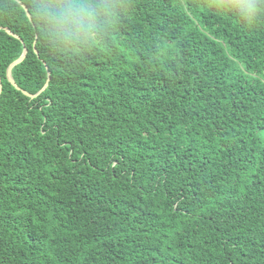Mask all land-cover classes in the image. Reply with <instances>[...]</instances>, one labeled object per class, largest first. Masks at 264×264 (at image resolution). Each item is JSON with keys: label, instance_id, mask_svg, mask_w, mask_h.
<instances>
[{"label": "trees", "instance_id": "obj_1", "mask_svg": "<svg viewBox=\"0 0 264 264\" xmlns=\"http://www.w3.org/2000/svg\"><path fill=\"white\" fill-rule=\"evenodd\" d=\"M19 1L0 264H264V0H107L75 45Z\"/></svg>", "mask_w": 264, "mask_h": 264}, {"label": "clouds", "instance_id": "obj_2", "mask_svg": "<svg viewBox=\"0 0 264 264\" xmlns=\"http://www.w3.org/2000/svg\"><path fill=\"white\" fill-rule=\"evenodd\" d=\"M34 15L52 36L75 45L97 36L110 11L107 0H40Z\"/></svg>", "mask_w": 264, "mask_h": 264}, {"label": "water", "instance_id": "obj_3", "mask_svg": "<svg viewBox=\"0 0 264 264\" xmlns=\"http://www.w3.org/2000/svg\"><path fill=\"white\" fill-rule=\"evenodd\" d=\"M17 1L20 2L19 0H17ZM20 3H21V2H20ZM21 5L24 7V10L26 11L27 16H28L29 19H30V14L28 13L26 7H25L22 3H21ZM24 55H25V50L23 51V53L21 54V56H20L17 60H15L14 62H12V63L8 66V68H7V78H8V80H9L10 82H12L13 84H14V82H13L12 77H11V68H12L13 65H15L16 63H18L19 61H21V59L24 57ZM46 84H47V83H46ZM46 84L44 85V87H43L41 90H43V89L46 87ZM24 94H26V95L32 97V95H29V94L26 93V92H24Z\"/></svg>", "mask_w": 264, "mask_h": 264}]
</instances>
